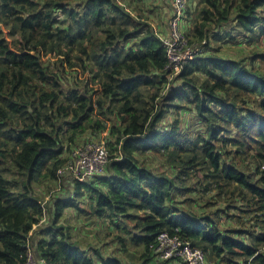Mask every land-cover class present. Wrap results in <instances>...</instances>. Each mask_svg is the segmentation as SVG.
Here are the masks:
<instances>
[{"label": "trees", "instance_id": "16d2710c", "mask_svg": "<svg viewBox=\"0 0 264 264\" xmlns=\"http://www.w3.org/2000/svg\"><path fill=\"white\" fill-rule=\"evenodd\" d=\"M148 1L0 0V264L183 263L157 259L163 233L211 264H264V53L221 51L264 41V0L188 3L178 74ZM93 142L103 174L60 173ZM74 214L110 220L128 254L85 248Z\"/></svg>", "mask_w": 264, "mask_h": 264}, {"label": "built area", "instance_id": "2783aa9c", "mask_svg": "<svg viewBox=\"0 0 264 264\" xmlns=\"http://www.w3.org/2000/svg\"><path fill=\"white\" fill-rule=\"evenodd\" d=\"M171 15L168 33L161 36L169 59V69L177 74L195 55L194 48L189 44L184 27L187 0H170ZM109 163V152L102 142H93L77 149L74 160L61 174L68 175L75 181L85 182L91 177L104 173ZM154 253L159 261L180 260L185 264H211L205 254L193 248L189 243L180 240L178 236L163 233L158 238ZM27 264H36L32 254Z\"/></svg>", "mask_w": 264, "mask_h": 264}, {"label": "rangeland", "instance_id": "374dc122", "mask_svg": "<svg viewBox=\"0 0 264 264\" xmlns=\"http://www.w3.org/2000/svg\"><path fill=\"white\" fill-rule=\"evenodd\" d=\"M187 1L188 3H191L196 0H187ZM164 4H165L164 0H155V1L153 0V1H148L144 5L145 6L144 9L146 10L145 15L148 16L149 23L154 27L155 31L159 33H161L162 31L161 29H164V30L166 29V25L168 23V21L164 18V14L166 13L164 12V8H163ZM170 10H171V7H170ZM189 17H191V15ZM193 17L194 15L192 16V19ZM188 25L189 24L187 23V19H186V25H184L183 27L185 32L186 30L188 31L187 29ZM230 45L231 46H227L226 42H224L222 43V48H221V51L225 54V50H226L229 56H238V57L244 58V57H248L251 51L253 50H259L262 53H264V41L262 40L261 42L258 41L256 45L254 44L253 47H251V45H246L244 43L239 44V43H234V42L233 44L230 43ZM172 115L173 114L169 113V117H171ZM195 123L197 124V122ZM186 125H190V120L186 121ZM151 161L154 167L156 166L159 167V164L162 160L158 157H154L151 159ZM49 199H50V196H47L46 201H49ZM68 201H72V200H68ZM82 208H84L85 211L94 213V209H92L91 205L86 204ZM76 217L77 215L75 214L70 215V219L68 222L70 225H73L78 230L79 235L81 237L82 245L85 248H88L90 250L94 248L95 250L101 251L102 254L108 257H114V256L124 257L125 254H128V253H124V251H122L123 249L118 245V242L114 240V237H116L115 235L122 234L121 232H119L118 230H113V233L108 235L107 226H110V220H101L100 218H97V217L93 218V216L84 217L82 215L81 217H82L84 224L90 223L89 226H87V227H90V229L84 230L81 228L84 224L83 223L80 224ZM88 218H92V221H89ZM75 220L77 222L76 225H75L76 223ZM104 221H106V225L103 224ZM78 225L81 227H78ZM130 243L131 244L129 245V252L134 253L136 256L134 259L131 258V260L133 262H139V259H140L139 256L143 252V249L142 248H139L138 250L135 249L134 245L131 242V239H130ZM140 264H142V262ZM147 264H154V260H151ZM169 264H183V263L172 262Z\"/></svg>", "mask_w": 264, "mask_h": 264}, {"label": "crops", "instance_id": "0c3cea01", "mask_svg": "<svg viewBox=\"0 0 264 264\" xmlns=\"http://www.w3.org/2000/svg\"><path fill=\"white\" fill-rule=\"evenodd\" d=\"M165 1V4L163 5V8H164V12H166L165 14H166V17H167V15L169 16V19H168V23H167V25H166V29L164 30V29H161L162 31H161V33H159V35H167V33H168V25H169V21H170V15H171V10H170V0H164ZM160 31V30H159Z\"/></svg>", "mask_w": 264, "mask_h": 264}]
</instances>
